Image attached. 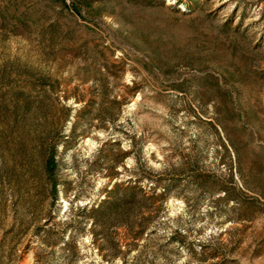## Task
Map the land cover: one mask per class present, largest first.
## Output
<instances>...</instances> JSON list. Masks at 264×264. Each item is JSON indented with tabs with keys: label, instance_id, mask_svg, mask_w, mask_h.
Segmentation results:
<instances>
[{
	"label": "rangeland",
	"instance_id": "obj_1",
	"mask_svg": "<svg viewBox=\"0 0 264 264\" xmlns=\"http://www.w3.org/2000/svg\"><path fill=\"white\" fill-rule=\"evenodd\" d=\"M0 76V264H264V0H0ZM137 158L162 206L115 250L81 207Z\"/></svg>",
	"mask_w": 264,
	"mask_h": 264
},
{
	"label": "trees",
	"instance_id": "obj_2",
	"mask_svg": "<svg viewBox=\"0 0 264 264\" xmlns=\"http://www.w3.org/2000/svg\"><path fill=\"white\" fill-rule=\"evenodd\" d=\"M3 77V76H0ZM48 76L42 75L39 78L40 88L38 92L41 97L46 96L50 91V84L47 81ZM1 79V78H0ZM54 88V86L52 87ZM36 87L31 86H18L15 88V94L19 96L20 110L25 113H33L40 118L43 126L41 130L43 133H51L54 126H50L49 118L53 117V113L49 110L46 104L40 100L33 104L32 93L36 92ZM39 96V95H38ZM39 96V97H40ZM60 110L65 113V117L68 118L71 114L70 107L61 106ZM50 116V117H49ZM58 143H55L46 150L43 154L44 172L49 178L51 191L57 192V180L55 179V172L58 167V160L56 158ZM130 155V152H127ZM137 166H134L133 170L137 173L136 176H132L126 186L120 183H115L109 190L104 198H102L96 204L91 206L84 205L81 207L82 211H88L90 217L92 234L97 237L101 235L105 240L106 245H110L115 250H120V244L115 240L112 231H117L118 228L123 227L126 230L127 238H140L145 229L147 228L149 221L154 217V214L159 213L162 205L156 204V195L147 194L145 187L143 186L142 173L138 172L140 161L136 159ZM157 185L153 187L156 188ZM163 191L157 196H164L169 190L168 186L163 187ZM46 231L45 237H48L51 232V228L44 229ZM44 237V236H43Z\"/></svg>",
	"mask_w": 264,
	"mask_h": 264
}]
</instances>
